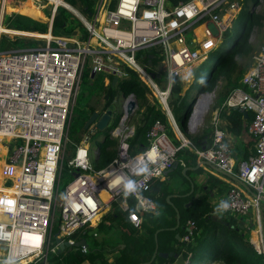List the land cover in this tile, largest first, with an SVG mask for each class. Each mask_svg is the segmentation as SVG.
<instances>
[{"label": "built area", "instance_id": "built-area-1", "mask_svg": "<svg viewBox=\"0 0 264 264\" xmlns=\"http://www.w3.org/2000/svg\"><path fill=\"white\" fill-rule=\"evenodd\" d=\"M47 1L51 12L47 33L39 34L41 42L0 50V146L6 149L0 162V177L9 182L0 183V261L27 264L35 259L45 264L47 251L57 247L50 244V221L72 102L86 63L93 74H103L104 84L112 76L116 83L130 73L141 79L176 128L179 142L174 143L163 123L155 119L145 132L148 144L131 151L127 137L133 132V124L128 121L124 125V116L127 100L136 98L132 91L114 96L107 124L113 120L115 101L117 119L107 134L117 140L115 154L105 165L93 167L90 144L97 130L95 117L67 159L72 177L56 203L58 235L67 236L85 223L93 224L112 200H118L122 209H127L131 197L141 210L153 208L143 190L151 178H160L174 160L182 162L177 149L189 145L196 158L232 180L221 201L229 203L226 212L240 224L254 222L257 238L252 243L257 251L262 250L264 39L241 77L242 86L232 88L221 103L224 108L240 106L250 111L245 129L253 138V151L245 160L235 164L214 113L210 144L197 147L177 129L167 104L172 78H187L191 69L217 46L231 19L240 11L241 1L179 0L172 4L170 0H97L95 11L88 17L64 0H33L38 7ZM57 5L78 15L86 29L84 36L79 37L78 32H50ZM209 23L214 26V33ZM151 49L159 56L156 69H149L154 56ZM160 72L163 77L158 81ZM104 109H96L97 116ZM126 216L133 226L139 225L140 216L135 210ZM183 228L182 238L187 240L194 228L193 220L187 219ZM81 250L85 251V245H81Z\"/></svg>", "mask_w": 264, "mask_h": 264}, {"label": "trees", "instance_id": "trees-1", "mask_svg": "<svg viewBox=\"0 0 264 264\" xmlns=\"http://www.w3.org/2000/svg\"><path fill=\"white\" fill-rule=\"evenodd\" d=\"M64 1L70 5L77 6L87 16L93 13L97 2V0ZM178 1L170 0L172 4ZM240 1L241 9L244 11L240 28H238L232 41L222 51L223 53L216 56V59L204 72V75L201 77L196 72L193 81H191L184 94H181L182 88L179 77L175 76L172 78L167 104L180 133L197 147L209 145L212 132L211 126L198 134L185 132L187 114L192 103V98L188 95V92L192 85L198 81V77H201L196 87V90L199 89V91H210L219 78L224 80L215 90V99L212 106L220 109L221 115L229 121V130L238 132L241 127L242 119L239 111L233 107H221V103L232 88L242 86L241 77L248 66H250L252 59L250 62L240 65L235 60V55L251 54L252 46L247 42L248 32L252 22H258L261 14H258L255 10V6L259 3L258 0ZM22 20L28 23L25 24ZM5 27L38 32L46 30L44 22L19 13H13L7 20ZM50 32L54 35H70L78 32L80 37H82L86 34V29L68 9L57 5L51 18ZM4 36V33L0 35V43ZM18 38L20 40L16 46H28L41 40V38L34 40L32 36L26 35L18 36ZM151 51L153 52L154 49H151ZM153 53L154 56L149 69H156L157 65L159 56L155 52ZM90 73L89 66L85 64L81 72V79H83L87 90L90 89V95H94L97 91L99 92L102 100L101 110L111 102L114 96L125 95L130 91L134 93L137 108L129 120L133 124V132L127 137L131 151L143 148L148 144L145 132L155 119L163 123L164 131L174 143L179 142L169 117L164 112L157 97L152 95L150 90L141 84L133 73H130L126 78L120 79L114 86H110V82L107 84L103 83L102 73L97 80H95V74L98 72ZM162 77L163 74L160 72L158 81H161ZM108 87V96L103 99V94ZM90 97L88 96L81 102V107L76 109L72 123L69 126L70 135L65 143L67 159L72 155L74 147L84 131L82 125L85 119L96 108L95 99ZM116 119L117 117L111 120L110 126L106 130H96L97 133L95 131L92 135L91 142L95 146L96 151L91 154V163L95 168L105 165L115 154L117 140L115 137H109L107 131L116 122ZM204 138L205 140H203ZM176 154L177 157L183 158V161L195 158V154L189 145L178 148ZM183 164L179 161L176 162V166L168 174L176 173L182 176L181 168ZM163 174V178H151L146 189L143 190V194L152 201L157 211H154L153 208L136 210L132 197L128 199L127 209L120 208L117 202L112 200L109 207L100 213L93 224L85 223L71 234L61 236L64 240L69 238L72 241L84 238L86 242L85 251L81 250V245H65L60 249L56 247L54 251H47L45 264H58L60 262L65 264H175L172 256L163 257L155 254L149 260L155 247L156 251L180 253L184 259L192 255V258L201 256L205 262L264 264V248L257 251L253 243L246 237L247 225L240 224L233 215L226 211H222L223 213L218 214L216 218L212 217L210 210L213 209V205L208 203L204 194L194 197L193 189L185 196L179 194L175 196L174 200L167 201L165 199L166 194L174 190L169 189L165 179L166 173ZM187 200L190 202L187 205H183L184 202H188ZM130 210H135L140 216L138 226H133L127 219L126 214ZM176 211L178 212V224L172 228L176 221ZM187 219L193 220L194 228L189 238L184 240L182 238L183 226ZM58 222L59 213L57 210L56 227L50 232L49 237L52 245H57L54 237L59 234L57 231ZM252 226H255L254 222ZM199 227L201 228L200 231H198ZM216 232L218 235H216ZM108 236L114 237L117 241L118 245L115 248L108 249L110 246L105 245L110 241L107 238ZM262 238L264 245V229H262ZM120 244L122 246H119ZM108 256H110V259ZM38 263L39 261L36 264ZM0 264H3V262L0 261Z\"/></svg>", "mask_w": 264, "mask_h": 264}, {"label": "rangeland", "instance_id": "rangeland-1", "mask_svg": "<svg viewBox=\"0 0 264 264\" xmlns=\"http://www.w3.org/2000/svg\"><path fill=\"white\" fill-rule=\"evenodd\" d=\"M71 6L79 14L88 17L77 6H74V5H71ZM68 10L80 22L78 15L74 14V12L71 11L70 9H68ZM255 10L258 12V14H261V17H259L258 22H255V21L252 22L251 28L248 32L247 42L252 46V51H251L250 55H235V60L238 63H240V65L243 63H247V62L251 61L253 53L258 48V45L260 44V42L264 39V0L259 1V3L255 6ZM94 11H95V9H94ZM50 12H51V10L48 11L45 22H44L47 26L46 29H48V25H49ZM29 14H31L33 16L36 15V13H34V12L29 13ZM243 17H244V11H243V9H240V11L237 12V14L231 19L230 26L227 28V30H225L222 33L220 41L217 43V46L207 54L206 58L201 60L199 63H197L191 69V72L187 78H182V79L179 78L181 81L180 85L182 88L181 94H184V92L187 91V88L191 84V81H193L194 76L196 75V72L198 74H200L202 77L204 75V72L210 67V65L212 64V62L216 58V56H219L220 54L223 53L222 51L232 41V39L235 36L238 28H240L239 26L242 23ZM80 24L82 25L81 22H80ZM208 27L213 33L215 32V28L211 23L208 24ZM74 29L76 30V28H74ZM3 31L4 30H0V35L2 34ZM28 31H30V30H28ZM4 35L5 36L3 37V39L1 40V43H0V50H4V49L11 48L13 46H16L18 41L20 40V38H18V36H22V35L32 36L34 40H37L36 38H38V39L40 38V36L36 35V34L28 35V34H20L19 33L18 35H15L13 33L5 32ZM78 35L80 37V33H78ZM86 65H88V64L86 63ZM95 75H96L95 80H97L101 76V73H96ZM201 77H198V81L201 80L200 79ZM138 81L140 83H142L141 79H139ZM197 82H195V84L192 85V87L189 91L190 93L188 92V95H190V97L192 98V103L189 107V112L187 114V120H186V124H185V132H187L189 134H196V133L198 134L202 130L204 131L205 129H209V127L212 125V119H211L212 113L211 112L215 108V107L213 108V106H212L214 99H215V90L217 89L219 84L224 82V80L219 78L217 80L216 84L213 86V88L210 91H199V89L196 90V87L198 85ZM194 88H195V90H194ZM200 92L204 95L210 94V99H209V102L207 103L206 108L202 111L203 114L201 113V116L196 121L197 124L195 123L193 126H190V123H189L190 115L193 111V107H194V103H195L196 99L201 95ZM88 96H91L90 97L91 99H95V102H96V104H95L96 108L95 109L100 111L101 110L100 108L102 106V100H101L99 92L97 91L94 93V95L93 94L90 95V89L87 90V88L85 87V84L83 82V79H81L80 83H79V87L77 89V92H76L75 97H74L73 102H72V107H71L69 121H68L67 138L65 140V143L69 139V135H70L69 126L72 123L73 116L75 115L76 109L81 107L80 106L81 102L85 98H87ZM117 97H119V95H117ZM117 108H118V103H117V101H115L114 102L113 119L116 118L115 113H116ZM109 126H110V124H107V126L103 130H106ZM97 130H99V129H97ZM96 133H97V131H96ZM92 146H93V143L91 142L90 147H92ZM5 151H6L5 147L2 145L0 147V162H3V160L5 158ZM67 157L68 156H67V148H66L64 157L62 159L61 174H60L58 189H57L56 197H55L56 198L55 205L52 209V218L50 221V232H52L54 230V228L56 227V225H55V219H56V215H57V204L56 203H57V201L61 195L62 188L72 177V173H71L72 168H71V166L67 165ZM90 160H91V157H90ZM2 182H3V179L0 177V183H2ZM2 184H9V182H3ZM132 202H133V200H132ZM221 211H224V210H221ZM221 213H223V212H221ZM216 217L217 216H215V218ZM246 224H247V228H248L246 237L249 238V240L251 242H254L257 238V236L254 232L255 226H252V223H249V222H247ZM260 226H261V234H262V229H264V202L263 201L260 202ZM200 229L201 228L199 227L198 231H200ZM216 235H218L217 232H216ZM107 238L110 239V241L107 244H105L106 246H110V247H108V249L115 248L118 245L117 241L115 240L114 237L112 238V236H108ZM119 246H122V245L120 244ZM191 260H192L191 264H221L219 262H210V261L205 262L201 256H197L195 258L193 257ZM30 263L36 264L37 260L33 259ZM38 264H40V262Z\"/></svg>", "mask_w": 264, "mask_h": 264}, {"label": "crops", "instance_id": "crops-1", "mask_svg": "<svg viewBox=\"0 0 264 264\" xmlns=\"http://www.w3.org/2000/svg\"><path fill=\"white\" fill-rule=\"evenodd\" d=\"M42 7H38L34 4L33 0H0V30H4L2 33H13V34H42L43 32L38 31H28V30H22V29H13L5 27V24L7 20L12 16L13 13H19L23 14L29 18L45 22L46 16L48 11L50 10L51 4L47 2H43ZM36 13L35 16L29 14V13ZM23 23L27 24L28 22L25 20H22ZM4 25V26H3ZM47 28V26H46ZM48 31V29H46ZM45 30V31H46ZM44 33H47V31ZM41 42L37 41L36 43ZM15 47V46H13ZM203 108V107H202ZM211 113H214L217 124L223 129L224 131V138L226 139L227 143L229 144L230 152L234 158L235 164L237 162L245 160L253 151V138L251 135L248 134V132L245 129V125L249 119L250 111H247V117L244 118L241 114V127L238 130V132H233L229 130L228 126L229 121L221 115L220 109L214 108ZM200 113L196 114L195 119L193 120L194 123L199 119ZM176 124V123H175ZM175 133L176 128L171 123ZM177 127V126H176ZM212 127V125H211ZM178 129V128H177ZM205 140V138L203 139ZM202 140V141H203ZM1 147V146H0ZM237 161V162H236ZM180 163H185L182 165V168H185V171L181 173L182 176L177 175L176 173H170L169 171H165L166 173V182L168 183L169 189H173L174 191H170L166 194L168 198L165 199L167 201L174 200L175 196L182 194L183 196L189 194L192 189L194 191L193 196L197 195H206L205 199L208 201V203L213 205V209H211V216L215 217L218 216V214H221V208L219 207V204L221 202V199L224 195L226 186L228 185V182H232L230 178L225 176L223 173L218 171L216 168L212 167L209 164L202 163V160L199 158H193L189 159L187 161H183ZM197 165V166H196ZM181 168V169H182ZM164 176V174H163ZM160 178H163L162 176ZM192 183V186L190 184ZM192 187V189H191ZM188 188L187 190H185ZM185 190V191H184ZM118 204V206L121 208V206L118 203V200H115ZM184 202L183 205H187L190 201ZM153 210L157 211V208L155 205L153 206ZM176 222V221H175ZM175 225V224H174ZM173 225V226H174ZM172 226V228H174ZM110 259V256H108Z\"/></svg>", "mask_w": 264, "mask_h": 264}, {"label": "water", "instance_id": "water-1", "mask_svg": "<svg viewBox=\"0 0 264 264\" xmlns=\"http://www.w3.org/2000/svg\"><path fill=\"white\" fill-rule=\"evenodd\" d=\"M148 57H149L148 61H150V58L152 57V54L149 53ZM90 74H93V72H91ZM155 76H158V75L155 74ZM115 80H116V77L112 76L111 77V81H110V86H113V84L115 83ZM108 90H109V87L105 90V92L103 94V99L107 98ZM200 94H202V93L200 92ZM208 102H209V99L207 98L206 105H207ZM136 106H137V103H136V101L134 99H128L127 100L126 108H125V116H124V125H126L127 122L130 120L131 116L133 115V113L135 111ZM233 108L237 109L242 114V116L244 118L247 117V110H245L244 108H242L240 106H234ZM112 109H113V104L109 103L107 105V107L104 109V111H102L100 113L99 116H97L98 115L97 110L91 111L90 114L85 119L82 127L85 128L88 125L89 122H91L95 117H97V119H96V127L99 130H103L107 126V122H108V120L110 118V114H111V110ZM201 147H203V145H201ZM90 151L91 152H95L96 151V148H95L94 145L90 148ZM202 163L209 164L205 160H202ZM175 166H176V160L173 161L171 166L169 168H167L166 171L172 170ZM181 171L184 172L185 168H182ZM190 184L192 186L191 182H190ZM191 189H192V187H191ZM167 198H168V196H166V199ZM261 200L264 201V196H261ZM135 209L141 210V206L139 205L138 202H136V204H135ZM177 224H178V212L176 211V222H175V225L173 227H176ZM155 235H156V231L154 233V239H155ZM54 239L57 242L58 249L62 248L65 245H86V242H85L84 238H81V239L76 240V241H68V240L62 239L59 235H56L54 237ZM155 254H157L159 256H163V257L172 256L174 258V263L175 264H191V262H192V260H191L192 255L189 258H185L184 259L182 254H180V253H176V252H173V251H168V252L156 251V247L152 251V254H151L149 260H151L154 257Z\"/></svg>", "mask_w": 264, "mask_h": 264}, {"label": "bare ground", "instance_id": "bare-ground-1", "mask_svg": "<svg viewBox=\"0 0 264 264\" xmlns=\"http://www.w3.org/2000/svg\"><path fill=\"white\" fill-rule=\"evenodd\" d=\"M56 2H58L59 0H55ZM207 98L208 99H210V94H201L198 98H197V100H196V102H195V104H194V107H193V111H192V113H191V115H190V121H189V123H190V126H193L195 123L193 122V120L195 119V116H196V114H197V116H198V114L200 113V116H201V113H202V111L206 108V100H207ZM203 107V108H202ZM203 114V113H202ZM197 124V123H196Z\"/></svg>", "mask_w": 264, "mask_h": 264}, {"label": "clouds", "instance_id": "clouds-1", "mask_svg": "<svg viewBox=\"0 0 264 264\" xmlns=\"http://www.w3.org/2000/svg\"><path fill=\"white\" fill-rule=\"evenodd\" d=\"M127 187L129 190H131L132 185L129 184ZM219 207L222 208L224 211H227L229 209V203L227 201H221L219 204Z\"/></svg>", "mask_w": 264, "mask_h": 264}]
</instances>
